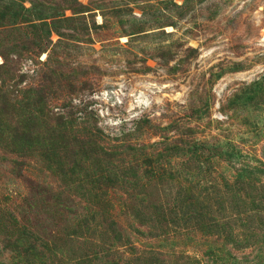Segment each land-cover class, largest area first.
<instances>
[{
	"label": "rangeland",
	"instance_id": "374dc122",
	"mask_svg": "<svg viewBox=\"0 0 264 264\" xmlns=\"http://www.w3.org/2000/svg\"><path fill=\"white\" fill-rule=\"evenodd\" d=\"M0 51V264H264V0H0Z\"/></svg>",
	"mask_w": 264,
	"mask_h": 264
},
{
	"label": "trees",
	"instance_id": "16d2710c",
	"mask_svg": "<svg viewBox=\"0 0 264 264\" xmlns=\"http://www.w3.org/2000/svg\"><path fill=\"white\" fill-rule=\"evenodd\" d=\"M44 4H45V2H44ZM70 6V5H69ZM78 6H81V5H78ZM78 6H70L69 7V9H71V10H76L77 8H78ZM41 7V6H40ZM36 8H38V5H36V3H34V2H32L31 1V7L29 8V10L32 12V10L33 9H36ZM40 10H41V8H40ZM34 12H36L35 14H34V16H37L38 18H40V16H42V12H45V11H34ZM56 12H59V11H56ZM74 12H77V11H74ZM41 18H44V17H41ZM40 18V19H41ZM40 26L41 25H43V23L41 22V24H39ZM41 27H43V28H47L46 26H41ZM15 48V50L17 49L16 48V46H14ZM31 49H32V47H30ZM31 49H28V48H26V51H30ZM21 50H23V49H21ZM18 51V50H16V53L17 54H21L22 53V51ZM0 55L2 56V58L4 59V62L3 63H1V65H3L4 63H5V66L7 65V63H8V61H7V56H6V53L5 52H3V51H0ZM3 67H4V65H3ZM4 69V68H3ZM7 73V70L5 71V74ZM0 82H1V85H3L4 84V80H3V78H0ZM0 85V87H2ZM7 96H9V93L8 94H6V95H2V96H0V105L2 104V102H7L6 100H7ZM7 114H5L4 113V110H2V108H1V106H0V129L1 130H4V131H7L8 132V134H9V123L7 122V120H6V118H7ZM12 130V129H11ZM13 132L15 131V130H12Z\"/></svg>",
	"mask_w": 264,
	"mask_h": 264
}]
</instances>
